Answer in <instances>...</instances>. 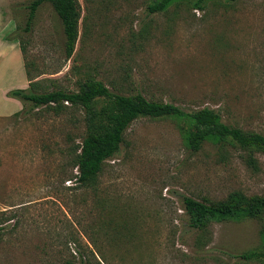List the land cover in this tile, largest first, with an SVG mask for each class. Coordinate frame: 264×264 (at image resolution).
I'll list each match as a JSON object with an SVG mask.
<instances>
[{
	"label": "rangeland",
	"instance_id": "374dc122",
	"mask_svg": "<svg viewBox=\"0 0 264 264\" xmlns=\"http://www.w3.org/2000/svg\"><path fill=\"white\" fill-rule=\"evenodd\" d=\"M32 1L0 0V264H264V255L243 256L264 252V212L197 230L181 203L264 196V152L214 140L194 152L182 134L187 121L143 117L103 163L96 187H84L72 157L85 110L55 114L8 94L75 92L101 80L114 93L187 112L211 108L264 135V0H211L203 10L171 4L156 13L146 9L151 0H77L70 57L49 2L26 29Z\"/></svg>",
	"mask_w": 264,
	"mask_h": 264
},
{
	"label": "trees",
	"instance_id": "16d2710c",
	"mask_svg": "<svg viewBox=\"0 0 264 264\" xmlns=\"http://www.w3.org/2000/svg\"><path fill=\"white\" fill-rule=\"evenodd\" d=\"M42 2H49L61 19L66 53L70 57L78 38L80 8L77 0H33L28 5L26 29L32 25L36 9ZM210 2L211 0H151L146 9L148 13H156L164 11L171 4L186 3L191 9L203 10ZM21 51L23 52L22 48ZM26 73L29 86L33 87L34 77L29 71ZM8 94L19 100L29 101L34 107H48L55 114H60L71 107H82L85 110V127L78 146L79 152H75L72 157V163L78 171L76 179L84 187H96L103 163L119 152L126 129L135 120L143 117L169 116L187 121L189 126L182 134L186 145L194 152L200 150L203 143L208 140L216 141L219 146L229 142L249 152L250 150L264 152V135L244 132L233 127L222 120L219 112L211 108L204 107L187 112L170 102L148 99L141 93L130 95L114 93L101 80H87L75 92L64 90L35 92L16 88L10 90ZM100 102L102 104H99ZM248 161L254 163L251 155H248ZM181 203L189 217V226L197 230H205L211 221L261 218L264 212V196L247 197L241 192L231 193L224 199L214 202L181 196ZM261 255H264V252L243 254L247 258Z\"/></svg>",
	"mask_w": 264,
	"mask_h": 264
},
{
	"label": "built area",
	"instance_id": "2783aa9c",
	"mask_svg": "<svg viewBox=\"0 0 264 264\" xmlns=\"http://www.w3.org/2000/svg\"><path fill=\"white\" fill-rule=\"evenodd\" d=\"M67 103V102H66Z\"/></svg>",
	"mask_w": 264,
	"mask_h": 264
}]
</instances>
